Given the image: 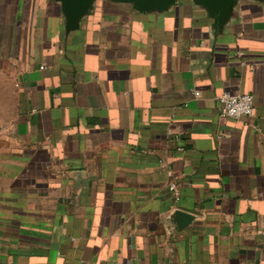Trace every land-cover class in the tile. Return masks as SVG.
Wrapping results in <instances>:
<instances>
[{
    "label": "crops",
    "instance_id": "crops-1",
    "mask_svg": "<svg viewBox=\"0 0 264 264\" xmlns=\"http://www.w3.org/2000/svg\"><path fill=\"white\" fill-rule=\"evenodd\" d=\"M0 264H264V0H0Z\"/></svg>",
    "mask_w": 264,
    "mask_h": 264
},
{
    "label": "water",
    "instance_id": "water-1",
    "mask_svg": "<svg viewBox=\"0 0 264 264\" xmlns=\"http://www.w3.org/2000/svg\"><path fill=\"white\" fill-rule=\"evenodd\" d=\"M65 17L66 31L78 28L81 19L93 8L94 0H57ZM118 3H130L139 12L165 11L173 6L177 0H110ZM195 4L206 9L208 15L214 18L216 24H224L231 12L235 0H192ZM174 215L183 225L192 216L180 209Z\"/></svg>",
    "mask_w": 264,
    "mask_h": 264
},
{
    "label": "built area",
    "instance_id": "built-area-1",
    "mask_svg": "<svg viewBox=\"0 0 264 264\" xmlns=\"http://www.w3.org/2000/svg\"><path fill=\"white\" fill-rule=\"evenodd\" d=\"M194 95H199V92L194 91ZM217 99L221 105L220 112L222 116L239 119L244 116H250L253 112L254 100L251 94H231L223 92L217 96ZM168 189L175 198H178L179 186L177 181H170L168 183Z\"/></svg>",
    "mask_w": 264,
    "mask_h": 264
}]
</instances>
